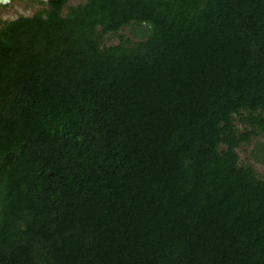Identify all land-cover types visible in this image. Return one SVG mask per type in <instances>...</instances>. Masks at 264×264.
Segmentation results:
<instances>
[{
  "label": "trees",
  "instance_id": "obj_1",
  "mask_svg": "<svg viewBox=\"0 0 264 264\" xmlns=\"http://www.w3.org/2000/svg\"><path fill=\"white\" fill-rule=\"evenodd\" d=\"M37 1L0 20V264H264V0Z\"/></svg>",
  "mask_w": 264,
  "mask_h": 264
},
{
  "label": "rangeland",
  "instance_id": "obj_2",
  "mask_svg": "<svg viewBox=\"0 0 264 264\" xmlns=\"http://www.w3.org/2000/svg\"><path fill=\"white\" fill-rule=\"evenodd\" d=\"M84 0H67V2L62 6L61 13L67 12L68 7L83 3ZM44 5L37 0H10L8 3L0 5V20H10L14 19L19 15L30 16L35 12L43 9ZM122 35L125 38H129L131 41L137 39V36L132 32L131 26L121 27L116 34L106 33L102 36V44L108 46L118 43L119 37ZM234 125L241 130V124L234 117ZM264 134L258 133L252 135L249 141L246 143H240L238 147L235 148V152L238 158L239 164L249 165L253 170V173L260 178H264V161H256L253 157V151L259 144L264 150ZM263 161V162H262Z\"/></svg>",
  "mask_w": 264,
  "mask_h": 264
},
{
  "label": "water",
  "instance_id": "obj_3",
  "mask_svg": "<svg viewBox=\"0 0 264 264\" xmlns=\"http://www.w3.org/2000/svg\"><path fill=\"white\" fill-rule=\"evenodd\" d=\"M9 1H10V0H0V5L6 4V3H8ZM39 1L46 2L47 0H39Z\"/></svg>",
  "mask_w": 264,
  "mask_h": 264
}]
</instances>
